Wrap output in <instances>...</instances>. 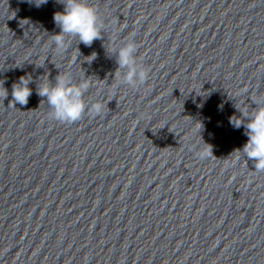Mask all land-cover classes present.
<instances>
[{
    "label": "water",
    "instance_id": "obj_1",
    "mask_svg": "<svg viewBox=\"0 0 264 264\" xmlns=\"http://www.w3.org/2000/svg\"><path fill=\"white\" fill-rule=\"evenodd\" d=\"M87 3L102 37L57 53L59 0H0V264H264V172L230 123L264 97V0ZM129 39L135 87L115 76ZM59 73L103 111L53 119L37 89Z\"/></svg>",
    "mask_w": 264,
    "mask_h": 264
},
{
    "label": "clouds",
    "instance_id": "obj_2",
    "mask_svg": "<svg viewBox=\"0 0 264 264\" xmlns=\"http://www.w3.org/2000/svg\"><path fill=\"white\" fill-rule=\"evenodd\" d=\"M47 2L48 0H39L37 3L35 0L37 7ZM59 2L63 4L64 10L54 13L53 19L56 26L60 28V32L52 35V43L57 53L67 50L70 42L66 43V37H78L79 43L82 42L85 46H91L94 40L102 37L103 23L96 8L89 5L87 0H59ZM113 51L117 54L118 64L115 76L121 75L118 70L127 69L122 78L123 83L133 87L143 84L147 78V72L137 63L135 55L137 47L134 39H129L126 44ZM30 81L29 76H22L12 85L11 95L14 106L16 103L27 105L32 95V89L29 87ZM89 87L90 82L86 79L74 84L70 74L59 73L55 78V84L41 83L37 94L40 97H46L53 119L71 123L81 119L86 109L96 115L103 111L105 105L102 102L98 101L90 106L86 104L84 94ZM7 95L8 91L3 86L0 87V96L5 98ZM253 102L256 107L251 112L238 109L246 122H242L239 118L234 120L233 116L230 118V123L235 128L243 125L245 135L248 136L242 150L236 151L243 152L248 159L254 162L255 171L264 172V97H259ZM205 145L206 147L198 153V157L202 160L213 155L211 145Z\"/></svg>",
    "mask_w": 264,
    "mask_h": 264
}]
</instances>
